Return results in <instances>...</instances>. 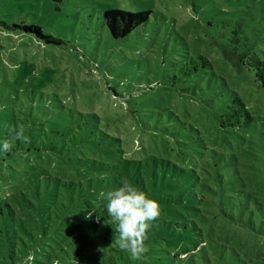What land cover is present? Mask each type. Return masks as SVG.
<instances>
[{"label": "rangeland", "instance_id": "374dc122", "mask_svg": "<svg viewBox=\"0 0 264 264\" xmlns=\"http://www.w3.org/2000/svg\"><path fill=\"white\" fill-rule=\"evenodd\" d=\"M243 1L253 6L250 0ZM239 2L61 0L57 4L52 0H0V95L4 97V83L14 81L20 90L34 91L31 103L36 107L35 115L43 117L46 130L59 124V112L71 114L72 124L86 119L95 122L87 116L94 114L97 126L109 135L88 134L94 136L89 141L96 145L62 144L65 150L78 154L77 162L72 165L52 151L28 156L27 161L18 156L13 159L11 149L0 154V174L10 179L0 183V264H95L99 253L105 255L100 264H198L202 263L200 259L206 250L216 255L220 246L215 242L223 243V240L236 242L242 254L264 253L262 234L223 218L214 220L211 216L210 222H216L210 226V237L202 234V219L198 215L207 214L204 212L207 208L200 195L204 187L200 185L203 182L217 188L216 173L226 174L223 160L206 154L201 158L193 147L187 149L188 158L183 159L178 139L163 133L165 124L172 123L167 110L178 114L181 109L195 110L200 106L199 95L208 96L209 91L217 88L210 81L214 79L213 69L219 82L222 76L230 84L234 73L214 46L211 32L229 18L234 7L243 9ZM254 3L259 17L264 13L260 12L262 4ZM111 9L151 11V14L145 24L127 37L114 39L103 23V13ZM34 26L44 36L61 43H46L33 30H26ZM198 55L214 64L212 69L205 65L200 70L204 79L196 70H190L202 66ZM219 88L224 93V88ZM239 88L250 109L264 116V96L251 88L247 91L242 83ZM45 106L51 118L45 117ZM4 112L5 106L0 109V138L9 143L14 139L15 124L20 127V122L6 121ZM163 140L169 141L168 149ZM109 141L122 149L117 156L136 159L144 167L148 164L137 189L141 188L138 190L159 205L160 215L146 233L148 251L139 261H134L125 251L123 256L117 251L115 235L102 233L101 227L91 229L76 219L75 213L80 215V209L72 201L57 198L53 186L59 178L80 181L91 189L95 187L78 170L106 161L102 149L107 148ZM231 142L234 147L229 152L241 150L238 142ZM254 142L258 144L254 152L262 155L259 142ZM248 145L243 146L240 155L250 151ZM195 160L214 163L212 170L208 167L212 175L204 177L198 165L199 172L195 174L192 171ZM256 173L258 187H264L262 164ZM46 179L52 181L48 186ZM93 199L104 202L102 196ZM92 203L96 205L94 200ZM91 204L81 211L89 210ZM187 209H190L188 213ZM216 209L210 208L209 213ZM176 211L188 217L179 219ZM194 224L198 230L191 235L184 227L191 230ZM70 228L82 233L71 235ZM203 242L207 243L206 249H198ZM258 243L257 251L246 247L254 248ZM196 249L198 254L192 255ZM186 250L192 254L177 256Z\"/></svg>", "mask_w": 264, "mask_h": 264}, {"label": "trees", "instance_id": "16d2710c", "mask_svg": "<svg viewBox=\"0 0 264 264\" xmlns=\"http://www.w3.org/2000/svg\"><path fill=\"white\" fill-rule=\"evenodd\" d=\"M250 1L253 4L252 7L241 0L239 3L243 4V9L238 10L234 7V10L229 12V18L220 22L221 26L216 24L217 26L214 27L213 23L209 24L210 27H214L213 32H211V40L214 46L220 51L221 57L230 67L231 73H234V76H230V84L222 76H220L222 82H219V77L213 69L211 73L214 74V79L210 81H214L217 88L212 91L208 90V96L206 93L199 95L201 97L200 106L195 110L181 109V114L172 109L167 110L168 116L172 118V123H166L163 131L171 138L178 139V144L182 146L180 157L183 159L188 158L187 149L191 150L189 147H193L196 149V154L201 158L206 154L213 159L220 158L223 160L222 165L226 174H221L219 171L216 173L217 188L213 184L203 182L200 185V188L204 187L203 193L200 195L203 205L207 208L204 212L207 214L198 216L202 219L201 232L207 237H210L211 224L216 222H210L211 216L214 220L223 218L234 222L237 226L257 231L264 236V187H258L260 182H257L258 174L256 173L259 171V164L264 167V116L258 115L250 109L249 103H246L239 88L242 83L247 91L251 88L255 93H261L264 96V49L262 47L264 44V13L257 17L259 9L254 3L256 1L262 4L260 12H264V0ZM150 14L151 11L130 12L111 9L103 13V23L114 39H122L145 24L149 20ZM26 30L29 32L33 30L46 43L57 45L61 43L60 40L51 36H44L38 26L26 27ZM198 59L202 60V66L197 68L193 66L190 70H196L204 79L200 70L205 65L212 69L214 64L203 55H198ZM13 82L6 81L4 83L6 87L5 93H3L4 97L0 95V109L5 106V120L19 121L20 127L15 124L14 139L11 142L7 143L0 138V154L11 149L14 155L13 159L18 156L27 161L29 160L28 156L46 154L52 151L57 156L67 159L72 165L73 162H77L78 154L76 151L65 150L63 145L68 142L96 145L94 141H89V138L94 136H87L88 134L100 133L101 136L109 137L105 131L97 126V116L94 114L87 116L95 122H89V119H86L85 122L72 124L70 122L71 114L59 112V124H55V127L51 126L49 130H46V123L41 120L43 117L35 115L36 107L31 103L32 96L35 94L34 91L20 90ZM220 86L224 88V93L219 88ZM248 94L252 95L250 92ZM39 109L42 110L43 108L39 107ZM47 109L46 106L43 109L46 112L45 117H50ZM174 124H177V127ZM50 133L53 134L52 137H50ZM43 136L47 140H44ZM231 140L242 146L241 150H238L239 152H229L234 147ZM255 140L259 142L260 147L258 149L262 151V155H257L254 152L258 147V144L254 142ZM162 142L166 149L170 147L168 140ZM245 145L249 146L250 151L246 152L245 155H240ZM117 147L119 146L111 144L109 141L107 148L102 149L106 161L96 162L95 166L90 165L83 171L78 170L79 173L86 175V181H89V184H96L92 189L91 186L84 187L80 181L71 179L62 181L57 178V183L53 185L56 189L57 198L72 201L73 206L80 209V215L75 213L76 219H80L91 229L101 227L102 233L107 232L111 235H115L114 225L105 210L106 201L102 202V200L93 198H100L101 193L119 187L123 181L130 182L137 188L138 184L143 181L142 175L148 167V164L144 167L136 159L126 160L121 155L117 156V153L122 152V149ZM197 165L201 168L204 177L212 175L208 167L211 170L215 167L214 163L209 164L205 160L198 163L195 160L192 166L194 168L192 171L195 174L199 172ZM188 169L190 170V168ZM14 174H17V171ZM93 174L95 176L90 177ZM197 178L199 180V176ZM9 180L5 175L0 174V183ZM51 183V180H45L46 186ZM138 189L141 190V188ZM261 189L263 193H261ZM91 199L96 202V205L92 203L93 200ZM87 204L89 206L91 204V208L87 211H81V208H87ZM213 207L217 209L209 213L210 208L213 209ZM93 208L96 212L92 213L91 222L86 221L85 217ZM189 211L190 209H187V213ZM191 211L195 212L194 210ZM176 214L179 219L188 217L185 214H180L179 211H176ZM97 216L100 217L99 221H97ZM184 229L189 230L192 235V233H196L198 227L194 224L191 230L187 226ZM68 232L71 235L76 232L81 234L82 230L74 231L70 228ZM74 240L76 242V238ZM215 244L220 246L216 255L215 252L209 254L206 250L203 253L205 255L200 259L202 263L199 262L198 264H213V262L217 264H264L262 258L264 253L242 254L238 251L240 246L231 240H223V243L215 242ZM259 245L260 243L254 248L246 247L249 250L257 251ZM206 247L207 243L203 242L198 246V249H206ZM243 248L245 249V246ZM117 251L123 256L124 251L120 248ZM189 254H192L191 251L186 250L181 254L177 253V256ZM197 254L196 249L192 255ZM104 259L105 255L99 253L98 262L95 264H100Z\"/></svg>", "mask_w": 264, "mask_h": 264}, {"label": "clouds", "instance_id": "9594fccd", "mask_svg": "<svg viewBox=\"0 0 264 264\" xmlns=\"http://www.w3.org/2000/svg\"><path fill=\"white\" fill-rule=\"evenodd\" d=\"M101 196L106 201L105 210L114 225V243L134 261L141 260L148 251L146 233L160 215L158 203L127 181L101 193ZM93 212H96L94 208L85 218L91 220ZM99 218L97 216V221Z\"/></svg>", "mask_w": 264, "mask_h": 264}, {"label": "water", "instance_id": "95a60500", "mask_svg": "<svg viewBox=\"0 0 264 264\" xmlns=\"http://www.w3.org/2000/svg\"><path fill=\"white\" fill-rule=\"evenodd\" d=\"M52 1L58 4L60 3L61 0H52Z\"/></svg>", "mask_w": 264, "mask_h": 264}]
</instances>
